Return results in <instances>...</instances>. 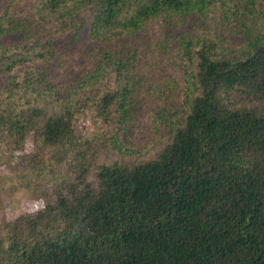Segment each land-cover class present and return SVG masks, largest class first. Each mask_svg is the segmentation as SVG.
I'll use <instances>...</instances> for the list:
<instances>
[{
	"label": "trees",
	"instance_id": "trees-1",
	"mask_svg": "<svg viewBox=\"0 0 264 264\" xmlns=\"http://www.w3.org/2000/svg\"><path fill=\"white\" fill-rule=\"evenodd\" d=\"M18 1L0 10V145L10 192L42 205L0 224V264H264V0ZM157 19L153 47L128 41ZM65 31L94 46L58 83ZM140 95L167 134L149 149Z\"/></svg>",
	"mask_w": 264,
	"mask_h": 264
},
{
	"label": "rangeland",
	"instance_id": "rangeland-1",
	"mask_svg": "<svg viewBox=\"0 0 264 264\" xmlns=\"http://www.w3.org/2000/svg\"><path fill=\"white\" fill-rule=\"evenodd\" d=\"M6 0L0 3V10L3 8ZM27 0H19L16 4L17 8L28 6ZM165 24L162 19L152 21L143 31L139 32L136 38L128 39L129 42L146 43L150 47L154 46V42L164 32ZM54 35L53 44L57 50V60L51 65V76L58 82H68L77 77L89 64V51L94 43L91 42L84 31L71 40L68 31L62 35ZM228 41L237 42L239 35L228 34L224 36ZM16 35L10 34L0 36V41L10 42L15 40ZM153 101L146 100L142 95L139 97V103L136 105L134 115V126L132 128L131 138L133 142L141 147L147 146L145 149L152 147L155 142L161 138H166L167 134L160 123L149 115ZM154 139V140H152ZM32 149V142H28L24 152ZM18 152L12 151L7 146L0 145V224L8 219L21 214L25 210H36L41 207L42 202L33 191L25 188L15 187L11 191L9 177L13 173L14 160L17 158Z\"/></svg>",
	"mask_w": 264,
	"mask_h": 264
}]
</instances>
